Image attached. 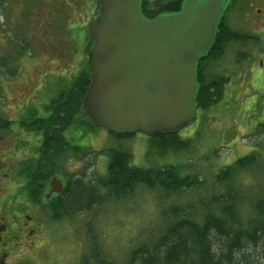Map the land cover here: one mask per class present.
Segmentation results:
<instances>
[{"label":"rangeland","instance_id":"rangeland-1","mask_svg":"<svg viewBox=\"0 0 264 264\" xmlns=\"http://www.w3.org/2000/svg\"><path fill=\"white\" fill-rule=\"evenodd\" d=\"M98 10L96 1L92 0H10L8 9L0 14V63L6 57H11L13 61L5 62L11 72H16V77L9 78L0 74L1 119L16 118L15 107L21 104L22 93L26 95V100L33 102L32 106L44 111L45 106L41 107L40 104L53 97L58 85L62 86L65 81L69 83L73 80L72 77L79 70L78 66L83 67L85 50L90 48L88 30L85 27L96 18ZM237 23L239 22L235 19L234 27L240 29ZM72 25L80 26L82 33L86 35L72 41V33L65 30ZM248 33L253 32L248 30ZM24 34L27 41L31 42L26 45L25 52L11 42L15 35ZM256 40L257 43L247 46H230L223 58L213 64L211 72L225 76L228 80L224 96L217 106L203 113L201 127L197 111L196 120L179 132L183 138L192 136L189 149L181 159H188L193 171L204 181L199 189L165 201L157 197L160 196L158 193L148 191L138 192L133 199L121 198V201L116 202L105 200L101 206L69 215L65 221H60L51 228L48 226L50 231L43 237V246L40 247L42 240L31 246L28 257L14 254L11 264H83L84 257L90 253V236H94L107 259L124 264L132 250L141 242H151L157 237L162 226V212L170 203L187 206L207 198V194L216 186L215 176L218 171L222 167L231 166L239 155L259 150L258 157L263 167L264 150L257 146L264 142V115L260 119L258 112L264 111V90L261 94L252 92L250 82L253 70L264 54V36ZM244 54L247 58L242 60L241 56ZM252 95L260 99V110L256 111L258 117L241 113L243 102ZM95 134L91 133L89 140L86 138L78 145L91 148L96 156L69 162L65 166L67 173L81 177L86 174L87 181L105 176L109 163L108 151L112 149L128 150L134 167L150 168L165 164L163 158L148 155L151 140L147 135L137 133L119 142L105 129L97 128ZM223 136L231 141L221 142L220 138ZM66 137L77 143L76 139L73 141L69 137V132ZM215 149H218L217 156L213 152ZM30 154L33 155L34 152L28 155ZM168 160L174 161L173 156ZM258 170L257 173H241L233 183V187L245 191L251 201L259 195V191H264V169ZM59 177L66 184V179ZM100 192L102 197H106L104 189ZM243 205H240V211L245 219L253 217L255 208L249 203ZM258 251L263 257L260 261L264 264L263 250Z\"/></svg>","mask_w":264,"mask_h":264},{"label":"trees","instance_id":"trees-1","mask_svg":"<svg viewBox=\"0 0 264 264\" xmlns=\"http://www.w3.org/2000/svg\"><path fill=\"white\" fill-rule=\"evenodd\" d=\"M92 1H96L99 7L97 0ZM9 2L10 0H0V14L8 9ZM182 2L183 0H143L142 12L147 19H155L162 14L180 11ZM225 21L226 18L217 29L213 49L201 61L197 70V111L201 120L200 127L203 113L217 106L222 100L223 86L228 81L225 76L211 72L213 64L223 58L230 46L257 43L254 36L223 27ZM88 27L85 28L88 30ZM66 29L69 30L68 33H72V41L86 35L82 33L80 26L72 25ZM25 36L15 35L11 40L24 52L30 42ZM89 42L90 48L85 50L83 67L78 66L79 70L72 77L73 80L69 83L65 81L62 86L58 85L53 97L40 104L41 107L45 106L44 111L31 106L26 112L30 131L42 135L37 147L38 155L31 161L32 174L26 178L29 181L31 179V184L38 189L43 188L53 175H62L66 179L65 196L59 200L62 206L55 218L60 220L69 215L83 213L92 207L101 206L105 200L116 202L133 199L138 192L158 193L160 196L157 197L165 201L199 189L204 181L193 171L188 159H181L189 149L192 136L183 138L178 132L149 136L151 141L148 155L163 158L165 164L161 166L134 167L131 153L123 148L108 151L106 175L99 176L95 181H87L86 174L81 177L67 173L65 166L69 162L96 156L91 148L78 145L86 138L89 140L91 133L96 135V129L99 128L82 112V103L91 84L93 41L90 39ZM246 58L245 54L241 56L242 60ZM5 60L13 61L11 57L1 60L3 63H0V74L9 78L16 77V72L8 69ZM250 85L252 92L261 94L264 90V71L256 69ZM0 90L2 92L1 87ZM259 100L257 96H248L241 106V113L257 117L260 114L261 119L264 111H258ZM67 132L73 141L77 140V143L74 141L76 144L68 140ZM109 134L119 142L133 137L132 134L125 133ZM220 139L224 143L231 141L227 136ZM257 147L264 150V142ZM217 151L218 149L213 150L215 156ZM259 153L257 150L251 154L239 155L231 166L222 167L215 176L216 186L207 194V198L187 206L170 203L162 212V226L157 237L151 242H141L132 250L124 264H262L260 259L263 257L258 249L263 250L264 256V191H259V195L251 201L245 191L233 187L234 180L241 173H257L258 169H264V164L263 167L260 165ZM171 156L174 161L169 162L168 158ZM102 189L106 191V197L101 196ZM244 203L255 208V215L249 219H245L240 211V205L244 206ZM90 240V253L84 257L83 264H119L107 259L94 236H90Z\"/></svg>","mask_w":264,"mask_h":264},{"label":"water","instance_id":"water-1","mask_svg":"<svg viewBox=\"0 0 264 264\" xmlns=\"http://www.w3.org/2000/svg\"><path fill=\"white\" fill-rule=\"evenodd\" d=\"M97 1L84 115L113 134L186 127L196 116L199 64L214 47L230 0H183L180 11L155 19L143 15V0ZM51 186L64 189L56 178Z\"/></svg>","mask_w":264,"mask_h":264},{"label":"flooded vegetation","instance_id":"flooded-vegetation-1","mask_svg":"<svg viewBox=\"0 0 264 264\" xmlns=\"http://www.w3.org/2000/svg\"><path fill=\"white\" fill-rule=\"evenodd\" d=\"M224 18L223 27L256 39L264 36V0H230ZM235 19L240 29L234 27ZM256 69L264 71V54L253 71ZM20 99L21 104L15 107L16 118L0 120V264H11L14 254L28 257L31 246L41 240L40 247L43 246V237L52 225L66 220L55 218L65 188L57 193L52 192L51 186L54 178L63 176L53 175L41 189L26 178L32 174L31 161L38 153L37 144L42 135L32 133L27 122L26 112L33 102L26 100L24 93Z\"/></svg>","mask_w":264,"mask_h":264}]
</instances>
